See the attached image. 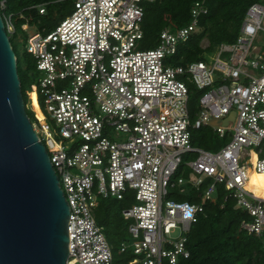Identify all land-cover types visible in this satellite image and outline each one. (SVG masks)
<instances>
[{
  "label": "built area",
  "instance_id": "built-area-1",
  "mask_svg": "<svg viewBox=\"0 0 264 264\" xmlns=\"http://www.w3.org/2000/svg\"><path fill=\"white\" fill-rule=\"evenodd\" d=\"M152 1L73 0L52 31L29 33L36 29L30 12L41 18L45 5L7 13L0 0L8 39L34 61L24 107L69 208L67 264H113L94 215L108 198L132 200L121 211L130 241L119 244L120 254L134 256L130 264L187 259L189 231L221 189L249 217L239 230L264 233V199L246 189L250 172L264 173V0L247 8L235 42L185 64L172 58L205 5L194 2L188 25L164 28L156 46L143 49V5ZM189 86L201 92L193 118ZM231 113L226 126L210 125ZM203 127L226 143L215 152L193 146L192 131ZM184 156L193 158L184 163ZM168 187L200 202L165 201Z\"/></svg>",
  "mask_w": 264,
  "mask_h": 264
},
{
  "label": "trees",
  "instance_id": "trees-1",
  "mask_svg": "<svg viewBox=\"0 0 264 264\" xmlns=\"http://www.w3.org/2000/svg\"><path fill=\"white\" fill-rule=\"evenodd\" d=\"M258 1L154 0L147 2L143 5L144 13L141 23L142 48L155 47L158 35L164 28L177 29L188 25L192 4L203 2L207 13L201 16L194 34L188 42L178 47L176 55L172 58L173 62L177 64L200 61L205 53L210 54L217 45L235 42L247 8ZM6 2L7 8L14 13L26 11L32 6L45 5L43 17L39 18L36 11H31L30 14L33 16L34 22L40 19V28L44 27L47 32L52 31L55 25L69 15L73 9V0H6ZM13 40V37L9 38L16 57L17 75L25 104L27 98L21 72L30 73L32 77L28 84L30 90V85L34 82L36 75L35 65L31 57L25 52L21 56L17 53ZM204 40L207 41L208 45L203 49L201 43ZM21 60L24 63L23 68ZM188 89L190 115L193 118L198 110L197 105L201 92L196 91L192 86H189ZM26 114L28 119L32 121L33 114L28 110H26ZM216 138L217 135L212 133L209 127H203L193 131L192 144L202 150L215 152L227 141L218 138L220 141V145H218L219 141L217 142ZM262 188H264V176L255 174L249 181L248 190L257 193ZM225 198L224 190L221 189L215 202L203 203V214L192 225L188 234L186 247L189 251V257L180 259L177 264H264V233L257 237L247 235L244 231L239 230L240 223L248 221L249 217L244 211L235 207L236 203L232 198ZM111 200L116 201L113 198L99 200L95 212L100 209L104 202L109 203ZM176 201L198 203L200 198L196 197V194L190 193L186 196L177 197ZM123 202L127 204V208L132 204V200L128 198ZM122 255L124 257L117 260L113 254V264H130L134 258L130 253Z\"/></svg>",
  "mask_w": 264,
  "mask_h": 264
},
{
  "label": "water",
  "instance_id": "water-1",
  "mask_svg": "<svg viewBox=\"0 0 264 264\" xmlns=\"http://www.w3.org/2000/svg\"><path fill=\"white\" fill-rule=\"evenodd\" d=\"M224 121L210 125L226 126ZM69 208L24 107L0 16V264H67Z\"/></svg>",
  "mask_w": 264,
  "mask_h": 264
},
{
  "label": "rangeland",
  "instance_id": "rangeland-1",
  "mask_svg": "<svg viewBox=\"0 0 264 264\" xmlns=\"http://www.w3.org/2000/svg\"><path fill=\"white\" fill-rule=\"evenodd\" d=\"M7 8V6H6ZM7 13H14L11 12L8 8H7ZM40 20V19H39ZM38 20V21H39ZM36 23V24H35ZM35 28L36 29H30L29 33H35L37 31V29L40 28V21L39 23L35 22ZM17 24V23H16ZM19 38H24L26 35L21 33L20 31L17 32ZM10 38V36H9ZM15 43V47H16V51L17 53L21 56L22 54H24V49H23V44L19 43L18 41L13 40ZM259 41L261 43H264V36L262 38L259 39ZM208 43L206 40H204L201 43V47L205 48L207 47ZM207 58L209 57V54H206ZM25 57H29V56H25ZM22 68L24 66L23 60H21ZM23 75V78H22ZM31 75L30 73H22L21 72V79H23L24 81V89H25V93L29 92V87L28 84L31 82ZM32 100H33V105H35V97L34 95L31 96ZM50 123L52 124V122L50 121ZM193 133V131H192ZM217 142L219 141L218 137L216 138ZM218 145H220V141L219 143H217ZM192 156H189V158H186V156L183 157V161L184 163L187 162L188 160L192 159ZM175 182V180H173ZM168 196L165 198V201H176V197L175 194L178 191V189H170L168 187ZM107 202V201H106ZM104 202V204H102V206L100 207V209L98 211L95 212V218H96V222L98 224V226L101 227L103 234L105 235V237L107 238L111 249H112V253L114 254V257L118 260L121 259L122 257H124L122 254L119 253V244L121 241H125V242H129L130 241V236L128 234L127 228H128V222L124 221L121 215V211L125 208H127V204L125 202H116L114 200H111L109 203Z\"/></svg>",
  "mask_w": 264,
  "mask_h": 264
},
{
  "label": "bare ground",
  "instance_id": "bare-ground-1",
  "mask_svg": "<svg viewBox=\"0 0 264 264\" xmlns=\"http://www.w3.org/2000/svg\"><path fill=\"white\" fill-rule=\"evenodd\" d=\"M259 175V176H264V173H254V172H250L249 173V176H248V181L246 183V189H248V184H249V181L253 178L254 175ZM250 191V190H249ZM253 193V192H252ZM256 196L264 199V190H261L257 193H254Z\"/></svg>",
  "mask_w": 264,
  "mask_h": 264
},
{
  "label": "crops",
  "instance_id": "crops-1",
  "mask_svg": "<svg viewBox=\"0 0 264 264\" xmlns=\"http://www.w3.org/2000/svg\"><path fill=\"white\" fill-rule=\"evenodd\" d=\"M264 190V188L260 189L259 191Z\"/></svg>",
  "mask_w": 264,
  "mask_h": 264
}]
</instances>
